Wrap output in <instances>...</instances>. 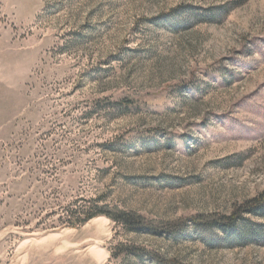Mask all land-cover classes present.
Returning <instances> with one entry per match:
<instances>
[{"label":"rangeland","instance_id":"obj_1","mask_svg":"<svg viewBox=\"0 0 264 264\" xmlns=\"http://www.w3.org/2000/svg\"><path fill=\"white\" fill-rule=\"evenodd\" d=\"M263 193L264 0H0V264H264V216L191 222Z\"/></svg>","mask_w":264,"mask_h":264},{"label":"trees","instance_id":"obj_2","mask_svg":"<svg viewBox=\"0 0 264 264\" xmlns=\"http://www.w3.org/2000/svg\"><path fill=\"white\" fill-rule=\"evenodd\" d=\"M257 213L260 216H264V193L257 199L253 200L250 205L244 208H240L230 216H217V215H206L198 216L191 219L195 225L199 226H216L223 230L233 228L241 221H245L243 214ZM106 216L112 219L119 225L124 226L130 231H150L152 233L162 234L170 231L176 227L179 223H163L154 220H148L146 217L128 212L120 209L119 207H112L105 203L103 199H92L87 201V205L83 206L78 210L76 215L72 217L71 224L74 227H81L89 221L100 217ZM131 253L135 254L142 252L138 248H130ZM156 260L161 262V259L155 255ZM170 264H181L177 261H172Z\"/></svg>","mask_w":264,"mask_h":264},{"label":"bare ground","instance_id":"obj_3","mask_svg":"<svg viewBox=\"0 0 264 264\" xmlns=\"http://www.w3.org/2000/svg\"><path fill=\"white\" fill-rule=\"evenodd\" d=\"M99 220V219H98Z\"/></svg>","mask_w":264,"mask_h":264}]
</instances>
